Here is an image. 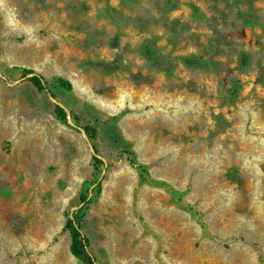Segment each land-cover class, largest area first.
<instances>
[{"label":"rangeland","instance_id":"1","mask_svg":"<svg viewBox=\"0 0 264 264\" xmlns=\"http://www.w3.org/2000/svg\"><path fill=\"white\" fill-rule=\"evenodd\" d=\"M81 125L108 165L81 226L96 263L264 264V0H0V264H80Z\"/></svg>","mask_w":264,"mask_h":264},{"label":"trees","instance_id":"2","mask_svg":"<svg viewBox=\"0 0 264 264\" xmlns=\"http://www.w3.org/2000/svg\"><path fill=\"white\" fill-rule=\"evenodd\" d=\"M21 72L22 78L27 80L35 90L44 92L50 98H54V93L51 91L49 83L44 77L34 72L33 70L21 69ZM53 82L65 91L69 92L71 90L70 83L62 78H55ZM53 115L60 122H65L66 117H70L74 121L78 120V117L72 111H65L57 104L54 105ZM110 120L114 122V120H116V117H113ZM75 129L80 130L81 133L84 134L85 139L87 140V142H89L90 148L93 151L90 156L93 167V176L91 181L88 182V185L81 192H79L77 206L64 213L65 221L62 230L68 234V251L77 262H79L80 264H98L96 263L95 257L89 251V240L83 233L81 226L87 207L90 204V194L93 188L95 187L97 191L100 189V183L102 180L99 176L100 168L107 169L108 165H106V163L98 156V152L95 146L92 144V142L97 137L96 128L92 125H81L75 127ZM112 138L115 143L125 144L116 128H114L112 132ZM120 154L124 156L127 164L135 170L139 181L149 185L160 184L161 186L166 188V190H169L175 204H179V193L169 189V187L165 186L163 183L151 180L148 177L146 166L136 160L135 152L132 149L124 148L120 151Z\"/></svg>","mask_w":264,"mask_h":264},{"label":"water","instance_id":"3","mask_svg":"<svg viewBox=\"0 0 264 264\" xmlns=\"http://www.w3.org/2000/svg\"><path fill=\"white\" fill-rule=\"evenodd\" d=\"M82 135H83V137L85 138V136H84V134L82 133ZM90 152H91V154L93 153V151L91 150V148H90Z\"/></svg>","mask_w":264,"mask_h":264}]
</instances>
